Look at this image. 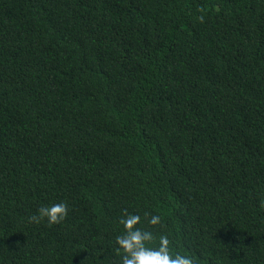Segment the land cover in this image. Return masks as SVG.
Here are the masks:
<instances>
[{"label": "trees", "instance_id": "1", "mask_svg": "<svg viewBox=\"0 0 264 264\" xmlns=\"http://www.w3.org/2000/svg\"><path fill=\"white\" fill-rule=\"evenodd\" d=\"M125 210L264 264V0H0V264H119Z\"/></svg>", "mask_w": 264, "mask_h": 264}, {"label": "clouds", "instance_id": "2", "mask_svg": "<svg viewBox=\"0 0 264 264\" xmlns=\"http://www.w3.org/2000/svg\"><path fill=\"white\" fill-rule=\"evenodd\" d=\"M69 211L66 201L51 202L41 205L28 221L37 225L46 223L51 227L63 223ZM119 224L122 231L115 237L120 253L119 264H199L195 256L176 250L168 234L154 231L157 227H164L161 215L150 211L141 215L125 210Z\"/></svg>", "mask_w": 264, "mask_h": 264}]
</instances>
